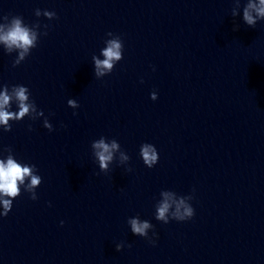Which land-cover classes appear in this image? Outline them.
<instances>
[{"label": "water", "instance_id": "95a60500", "mask_svg": "<svg viewBox=\"0 0 264 264\" xmlns=\"http://www.w3.org/2000/svg\"><path fill=\"white\" fill-rule=\"evenodd\" d=\"M246 2L233 16L235 0H0V23L41 33L16 67L0 42V90L26 86L44 112L0 127V159L11 148L42 177L38 199L22 188L0 216V264H264V20L246 25ZM110 32L123 59L97 78ZM101 137L129 161L117 152L102 172ZM161 191L192 196L194 216L157 221ZM137 216L154 244L131 232Z\"/></svg>", "mask_w": 264, "mask_h": 264}, {"label": "clouds", "instance_id": "9594fccd", "mask_svg": "<svg viewBox=\"0 0 264 264\" xmlns=\"http://www.w3.org/2000/svg\"><path fill=\"white\" fill-rule=\"evenodd\" d=\"M238 8H240V0H235V7L231 13L233 16L238 14ZM35 15L39 17L41 10L37 9ZM44 15L49 19L56 18L55 12L47 10L44 11ZM242 18L246 25L253 28L258 21L264 20V0H247L243 7ZM3 20L5 23H0V42L5 45L8 52L13 49L19 50V55L13 62V67H16L30 55L32 49L37 47L41 35L37 29L40 25L37 23L28 26L20 16H13L10 20L5 16ZM44 27L47 28L48 26L45 25ZM237 29L238 25L234 27V30ZM43 35H47V32H44ZM107 35L112 38L105 41L106 47L101 50L104 58L92 57L97 78L111 73L115 65L123 59L121 38L111 32ZM150 98L155 101L157 93L153 91ZM13 102L17 105L18 111L11 110ZM67 103L73 109L79 107L75 99H69ZM43 116L44 112L38 110L35 102L30 99V92L26 86L14 85L9 88L5 85L0 90V127L5 132L11 131L12 124L10 121H20L25 117L35 120ZM43 126L49 132L54 130L47 118L44 119ZM91 148L102 172L109 170V164L112 163L117 152L120 153L122 163L128 162L130 159L121 150L120 144L115 139L108 141L105 137H101L92 142ZM5 151L8 153L7 157L0 159V206H2L0 216H7L11 211L13 200L21 195L22 188L30 194L32 200L38 199L36 189L42 183V177L37 174L38 170L34 164L18 162L12 155L11 148H6ZM140 156L148 168L156 165L159 159L155 146L150 143L141 145ZM160 195L163 199L155 205V219L157 221L167 224L170 220L186 221L194 216V208L189 202L193 198L192 196H179L173 191H161ZM127 223L130 225L131 232L140 237L149 238V229H153V225L149 221L141 220L138 216L129 218ZM61 225H63V221H61ZM149 242L155 243L151 238H149ZM123 246V243L117 244L116 250L120 251Z\"/></svg>", "mask_w": 264, "mask_h": 264}]
</instances>
